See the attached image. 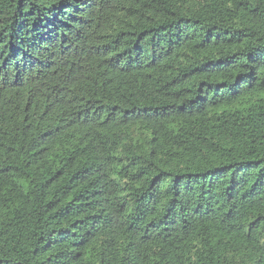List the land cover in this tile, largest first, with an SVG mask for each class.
Wrapping results in <instances>:
<instances>
[{
    "label": "trees",
    "instance_id": "trees-1",
    "mask_svg": "<svg viewBox=\"0 0 264 264\" xmlns=\"http://www.w3.org/2000/svg\"><path fill=\"white\" fill-rule=\"evenodd\" d=\"M0 264H264V0H0Z\"/></svg>",
    "mask_w": 264,
    "mask_h": 264
}]
</instances>
